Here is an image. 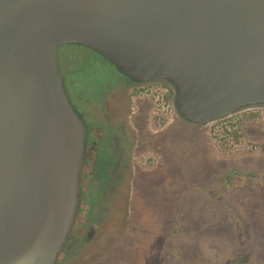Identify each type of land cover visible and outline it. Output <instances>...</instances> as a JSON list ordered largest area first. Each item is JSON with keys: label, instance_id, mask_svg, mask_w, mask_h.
Instances as JSON below:
<instances>
[{"label": "water", "instance_id": "obj_1", "mask_svg": "<svg viewBox=\"0 0 264 264\" xmlns=\"http://www.w3.org/2000/svg\"><path fill=\"white\" fill-rule=\"evenodd\" d=\"M67 45L170 85L188 124L264 106V0H0V264H56L79 213Z\"/></svg>", "mask_w": 264, "mask_h": 264}, {"label": "rangeland", "instance_id": "obj_2", "mask_svg": "<svg viewBox=\"0 0 264 264\" xmlns=\"http://www.w3.org/2000/svg\"><path fill=\"white\" fill-rule=\"evenodd\" d=\"M58 55L62 70L63 46ZM89 55L90 70L104 62ZM105 69L117 85L124 80ZM73 85L71 79L65 85L69 98L87 117ZM172 91L149 82L109 96L106 111L116 120L129 112L128 167L116 191L110 174L84 180L92 207L83 203L61 264H264V110L191 125L179 116L174 95L166 98ZM94 101L93 113L104 121ZM228 120L234 127L226 131Z\"/></svg>", "mask_w": 264, "mask_h": 264}, {"label": "flooded vegetation", "instance_id": "obj_3", "mask_svg": "<svg viewBox=\"0 0 264 264\" xmlns=\"http://www.w3.org/2000/svg\"><path fill=\"white\" fill-rule=\"evenodd\" d=\"M124 84L118 87L115 90H112L110 84L104 85V87L99 85H93L89 90H86L84 96L78 93V99L76 100L77 104H83L87 109V117L84 115L81 118L84 120L85 125L87 127V141H86V153L83 161V168L80 176V185H81V196H80V207L79 213L80 215L81 209L83 207V203L88 206V210L91 209V205L89 206V201L85 200L84 197L87 198L92 194H89V186L86 183L89 181L90 175H95L100 178V174H110V182L114 189L116 185H120L122 179H124V170L127 169V145L131 143V137L127 132V123L129 121V112L125 113L123 119L116 120L109 112L106 111V105L108 98L114 92H117L124 87V91L128 88L135 89L137 86L142 83H137L132 80H123ZM85 95L87 97H85ZM100 96V97H99ZM99 99L103 106L101 117H103L104 121L98 117L100 123L97 124L94 118L95 114L92 110V103L94 100ZM79 109V108H78ZM90 113H93L94 116H89ZM80 114V113H79ZM97 118V116H95ZM90 172H87V170ZM87 179V182L84 180ZM116 191V189H115ZM87 210V212H88ZM90 214L88 216H84L82 222L84 225L90 222ZM76 218L74 226L76 225ZM74 228V227H73ZM70 239V236H69ZM68 239V242H70Z\"/></svg>", "mask_w": 264, "mask_h": 264}, {"label": "trees", "instance_id": "obj_4", "mask_svg": "<svg viewBox=\"0 0 264 264\" xmlns=\"http://www.w3.org/2000/svg\"><path fill=\"white\" fill-rule=\"evenodd\" d=\"M63 47L65 50L66 58L62 61V70L61 71L64 75L65 85L67 84L69 79H71L73 84H74L73 89L76 90L78 93H80L82 96H84V93L86 92V90H89L95 84L102 86V87H104V85H106V84H110V87L112 88V90H116L118 87H120L121 85L124 84L123 80L119 82V85H117L118 83L113 82L112 77H110L106 74L107 70L105 69V67L110 66V67L114 68V66L111 65L108 61H106L102 57H100L99 55H97L96 53H94L91 50L86 49L84 47L78 46V45H67V46H63ZM86 51H89V53L91 51L92 53L96 54L104 62H101L100 64H98V65L96 64V66L91 67L92 70H90L89 68H86L85 67V65H87L86 62L89 63V61H87V58L90 56L89 53ZM114 70L124 80H131V79H128L127 77L123 76L121 73H119V71H117L115 68H114ZM87 79H94V80L89 84H85V81H87ZM65 89H66V87H65ZM173 95H174V91H172L170 94L166 95V98L169 99L168 97L173 96ZM85 97H87V96L85 95ZM247 115H251L252 117H256L257 113L256 112H254V113L250 112V113L246 114V116ZM95 119H97L96 123L99 124L100 123L99 119L96 117H95ZM183 120L186 121L185 119H183ZM226 122H227V124L223 125V128H225L226 131H228V129L234 127L232 121L228 120ZM90 193L91 192H89V194ZM90 199H91V197H89L88 200H90ZM56 264H61V261L58 260V262Z\"/></svg>", "mask_w": 264, "mask_h": 264}, {"label": "built area", "instance_id": "obj_5", "mask_svg": "<svg viewBox=\"0 0 264 264\" xmlns=\"http://www.w3.org/2000/svg\"><path fill=\"white\" fill-rule=\"evenodd\" d=\"M160 91H162V88L159 86V87H156V92L160 94ZM163 96V95H162ZM264 110V106H260V107H252V108H249L246 112H253V111H262Z\"/></svg>", "mask_w": 264, "mask_h": 264}]
</instances>
